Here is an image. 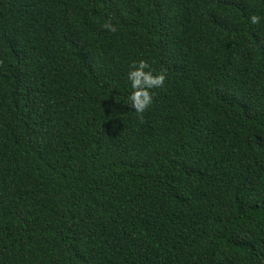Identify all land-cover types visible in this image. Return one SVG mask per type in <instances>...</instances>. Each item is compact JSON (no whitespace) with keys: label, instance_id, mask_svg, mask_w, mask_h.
I'll use <instances>...</instances> for the list:
<instances>
[{"label":"trees","instance_id":"obj_1","mask_svg":"<svg viewBox=\"0 0 264 264\" xmlns=\"http://www.w3.org/2000/svg\"><path fill=\"white\" fill-rule=\"evenodd\" d=\"M0 264H264V0H0Z\"/></svg>","mask_w":264,"mask_h":264},{"label":"clouds","instance_id":"obj_2","mask_svg":"<svg viewBox=\"0 0 264 264\" xmlns=\"http://www.w3.org/2000/svg\"><path fill=\"white\" fill-rule=\"evenodd\" d=\"M259 16L253 14L249 16V21L256 24ZM103 27L110 31L115 29L110 24H104ZM126 78L130 87L127 96V103L131 105V109L138 115L152 104L154 89L160 88L165 80L164 73L154 72L147 61L140 59L133 61L128 68Z\"/></svg>","mask_w":264,"mask_h":264}]
</instances>
